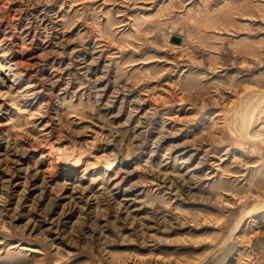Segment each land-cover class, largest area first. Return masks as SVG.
<instances>
[{
  "label": "rangeland",
  "instance_id": "374dc122",
  "mask_svg": "<svg viewBox=\"0 0 264 264\" xmlns=\"http://www.w3.org/2000/svg\"><path fill=\"white\" fill-rule=\"evenodd\" d=\"M263 125L264 0H0V264H264Z\"/></svg>",
  "mask_w": 264,
  "mask_h": 264
},
{
  "label": "bare ground",
  "instance_id": "6f19581e",
  "mask_svg": "<svg viewBox=\"0 0 264 264\" xmlns=\"http://www.w3.org/2000/svg\"><path fill=\"white\" fill-rule=\"evenodd\" d=\"M31 86V85H30ZM263 129H264V125H263ZM97 157V156H96ZM51 159V158H50ZM107 159V158H106ZM55 160V159H54ZM113 160V159H112ZM97 161V160H96ZM109 162V160H107ZM52 162V161H51ZM111 162V161H110ZM53 163V162H52ZM97 163V162H96ZM114 164V163H113ZM112 165V164H111ZM55 166V165H54ZM52 167V166H51ZM108 167V166H107ZM110 167V166H109Z\"/></svg>",
  "mask_w": 264,
  "mask_h": 264
}]
</instances>
